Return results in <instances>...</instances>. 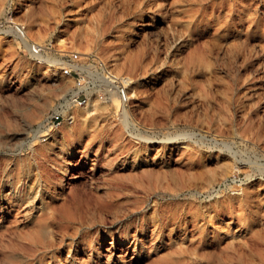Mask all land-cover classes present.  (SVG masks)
I'll return each instance as SVG.
<instances>
[{
	"label": "rangeland",
	"instance_id": "obj_1",
	"mask_svg": "<svg viewBox=\"0 0 264 264\" xmlns=\"http://www.w3.org/2000/svg\"><path fill=\"white\" fill-rule=\"evenodd\" d=\"M0 264H264V0H0Z\"/></svg>",
	"mask_w": 264,
	"mask_h": 264
},
{
	"label": "built area",
	"instance_id": "obj_2",
	"mask_svg": "<svg viewBox=\"0 0 264 264\" xmlns=\"http://www.w3.org/2000/svg\"><path fill=\"white\" fill-rule=\"evenodd\" d=\"M15 31L19 35V37L22 39L23 43L25 44L26 48L28 49L29 53L33 56H41L44 53H46L48 50H50L48 45H40L38 43H35L33 41H30L27 39L25 34V29L23 26L15 25ZM73 60H76L78 58L77 54H74ZM97 65L99 66L102 76L105 79V81L112 87L115 88L120 101L125 104L128 101V93H127V85L125 81H122L120 79H117L114 75H112L105 67V65L98 61ZM77 103H80L79 95L73 100ZM63 104H59L56 108V111L49 116L47 119L44 120V124H46V127L48 129L53 130L57 128L61 121L63 120L62 116V110H63ZM72 119V117H71Z\"/></svg>",
	"mask_w": 264,
	"mask_h": 264
},
{
	"label": "bare ground",
	"instance_id": "obj_3",
	"mask_svg": "<svg viewBox=\"0 0 264 264\" xmlns=\"http://www.w3.org/2000/svg\"><path fill=\"white\" fill-rule=\"evenodd\" d=\"M40 59L42 60L41 62H44L47 65L51 64V66H54V67H57V66L60 65L59 62H58V60L56 58L51 57V56H47V57H43L42 56V57H40ZM73 65H71V64L70 65H67L66 68L67 69H69V68H72L73 69L74 68ZM75 66H77V65H75Z\"/></svg>",
	"mask_w": 264,
	"mask_h": 264
}]
</instances>
